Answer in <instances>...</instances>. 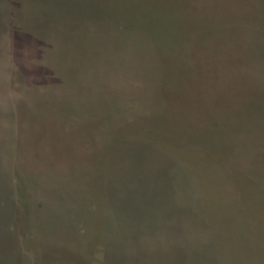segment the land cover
I'll return each instance as SVG.
<instances>
[{
    "label": "rangeland",
    "instance_id": "374dc122",
    "mask_svg": "<svg viewBox=\"0 0 264 264\" xmlns=\"http://www.w3.org/2000/svg\"><path fill=\"white\" fill-rule=\"evenodd\" d=\"M15 6L0 0L4 261L162 262L130 250L110 226L153 221L163 209L201 224L200 181L188 182L197 174L214 185L210 211L239 206L226 175L264 169V0H26L21 20ZM210 152L224 159L197 155ZM145 178L187 205L152 194ZM109 180L123 201L102 214ZM186 187L196 200L188 209ZM238 211L217 219L264 226V214Z\"/></svg>",
    "mask_w": 264,
    "mask_h": 264
},
{
    "label": "trees",
    "instance_id": "16d2710c",
    "mask_svg": "<svg viewBox=\"0 0 264 264\" xmlns=\"http://www.w3.org/2000/svg\"><path fill=\"white\" fill-rule=\"evenodd\" d=\"M14 2L16 3V6L14 8L15 14L19 13L18 20H21V12H25L27 8L25 6L26 0H14ZM25 16L26 15H23L22 20H24ZM209 125L212 126V124ZM211 130L209 133L210 139L216 140L214 131ZM197 155L198 157L204 159L202 162H210L211 160L213 162V160L215 159H217V161H221L224 159V156L222 154H216V152ZM181 163V167L183 169V166L186 165L183 162ZM111 165L112 167L117 168L118 163L111 161ZM181 167L178 168L179 171L182 170ZM124 171L125 168L123 172ZM259 171L261 170H257L255 168L235 171L236 183L234 187H236V190L239 195L240 201L237 202L239 206L228 204L230 206V209L234 212L228 210L226 207L224 208L226 209L225 212H214L209 210V208H211L213 204L216 205V203H218L217 201L219 200L217 198H215L216 200H214L211 195V192L214 190V185H210L209 176L204 177L203 175L200 177V175L197 174V177L195 179L188 178V182L190 183V185H194L196 181H200V183H197L194 186L193 193H195V196H197L198 194V196L200 197L198 199L202 202V204H200L197 201L198 209L201 207L203 220L201 224L196 225L194 223L183 222L177 211L176 214L165 215L163 209L158 213L159 218L156 217L153 221L133 222V220H131L126 222H117V226L110 227L114 231L116 230V232L119 234L118 237H121V241L123 243H125L129 248L131 247L130 250H135V252H139L140 255L143 252H147V250L152 253L154 252L155 255L154 253L152 254L153 256L150 255V260H153L156 257L162 258V262H154V264H264V226L253 222L251 224L252 227H246L245 225H242V227L238 229L235 223L233 222L217 219L218 216H223L227 218L226 214H236V210H239L237 214L244 215L246 218L249 219H254L257 216L264 214V175H261L263 176L261 177L259 175ZM200 173L201 175L203 174L202 172ZM262 173H264V169H262L260 174ZM138 176L139 174L132 173L128 183L130 182L131 184V182H135V180L132 179L138 178ZM259 176L261 178H259ZM144 177H146V175L143 176L142 174V178ZM197 178H202L204 181ZM145 179V186H147V190H150L152 194L159 195V193H161V197H168L169 194H171L170 197H175V199H178L177 201H179L174 202L175 204L173 203L175 208H178L179 206L185 207L183 205H187L180 203L179 197L177 195L173 196V194L177 193L175 191H170L166 186H162V182L159 179ZM112 183L113 181L110 180L106 183L105 192L108 193L102 194L103 199L100 200L102 205L106 204V207L102 209V214H104L106 211L108 214V201H118L119 203H122L120 201H123L121 199V195L118 194L122 192V189L117 192H114L113 190H111ZM238 184L239 186L237 187ZM186 188L188 190L183 189L181 195H183V200L190 201L188 202V207H186L188 209L191 208L192 203H194L193 201L196 200L192 198L194 197L193 194L189 193L191 192V190L189 191V188ZM150 197H152L151 194ZM224 201H226L227 203L229 202L226 198H224ZM203 203L206 205H203ZM219 203H221V201ZM218 207H222V205H219ZM227 210L230 212L227 213ZM160 218H164L165 221H161ZM248 229H250V231L256 236L254 235L245 238L239 235L238 230L245 231ZM198 230L207 231V233L212 234V236H196L198 234ZM88 231L89 233H86V237L88 235L87 239L89 240L91 235H95L96 232L94 231L99 230H97V228H94V230L90 229ZM230 233H232L234 236H229ZM0 235H2L1 232ZM2 242H5V240L3 239L2 241H0V243ZM6 251V248H0V264H9L8 262L4 261V258H6L4 253ZM21 256L24 257L23 255ZM171 256H174V263L171 262ZM27 261L28 260H23L20 262V264H29ZM14 262L16 261L14 260L13 263ZM13 263L11 262L10 264ZM15 264L18 263L16 262Z\"/></svg>",
    "mask_w": 264,
    "mask_h": 264
},
{
    "label": "water",
    "instance_id": "95a60500",
    "mask_svg": "<svg viewBox=\"0 0 264 264\" xmlns=\"http://www.w3.org/2000/svg\"><path fill=\"white\" fill-rule=\"evenodd\" d=\"M226 176H228V178L230 177L231 178V181L233 182V185L235 186V171H230ZM231 189V188H230ZM226 199H229V197H230V191H226ZM227 209L228 210H230V211H232V212H234L233 210H231L230 209V207H229V205L227 204ZM227 210V213L228 212H230V211H228ZM233 215H236V214H233ZM241 215V214H240ZM226 216L227 217H233L231 214H226ZM242 217H244V215H241ZM230 222H233V221H230ZM233 223H235V225H236V227L239 229L240 227H242V225H245L246 227L248 226V227H250V225L248 224H246L245 222H243V223H241V222H238V221H236V222H233ZM262 226H263V224H261ZM239 232V235L241 236V237H245V238H247V237H249V236H246L247 234H249V233H252L251 231H250V229H248V230H245V231H243V230H238ZM264 235V234H263ZM210 236H212V235H210ZM229 236H234L233 234H231V235H229ZM256 236V235H255ZM257 236H259V235H257ZM261 259V258H260ZM263 259V258H262Z\"/></svg>",
    "mask_w": 264,
    "mask_h": 264
}]
</instances>
